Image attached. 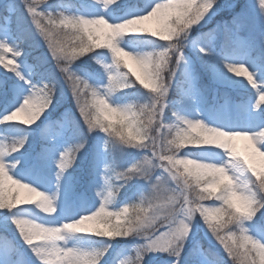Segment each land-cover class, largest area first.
<instances>
[{"label":"clouds","instance_id":"obj_1","mask_svg":"<svg viewBox=\"0 0 264 264\" xmlns=\"http://www.w3.org/2000/svg\"><path fill=\"white\" fill-rule=\"evenodd\" d=\"M23 3L33 11L40 5L52 9L32 15L36 34L46 42L60 72L70 71L78 85L75 98L89 133H104L106 149L141 153L128 167L107 165L108 179L96 191L98 207L49 224L32 218L34 210L23 206L34 205L54 216L58 193L17 178L12 170L21 161L8 159L28 143L26 131L0 139V209L19 210L21 215L12 220L40 264H104L113 242L128 238L143 242L118 252L111 264H145L153 252L178 258L198 218L210 238L227 250L232 264H264V225L258 223L264 217V128L252 131L214 124L180 111L171 99L177 84L185 85L184 50L193 26L201 22L198 13L210 12L216 0L203 4L96 0L102 11L94 13L65 0ZM122 7L125 11L117 13ZM255 7L264 16V0H255ZM24 43L3 38L0 48L9 53L15 48L23 57ZM83 57L100 66L106 82L93 83L72 69L73 62ZM7 63L12 66L16 61ZM225 66L255 90L253 107L264 106V78L258 79L246 62L230 61ZM46 84V93L24 99L0 117V124H35L57 100V81ZM129 89L139 94L116 101L118 93ZM136 180L144 185L135 198L116 207L123 189ZM77 234L101 239L90 247L69 245ZM204 255L205 260L216 256L210 249ZM212 264L223 262L216 258Z\"/></svg>","mask_w":264,"mask_h":264},{"label":"rangeland","instance_id":"obj_2","mask_svg":"<svg viewBox=\"0 0 264 264\" xmlns=\"http://www.w3.org/2000/svg\"><path fill=\"white\" fill-rule=\"evenodd\" d=\"M55 2V0H49V3ZM157 2L163 3L166 0H157ZM203 3L204 0H197V4ZM220 3L224 6L216 12L207 24L203 27L200 24L193 26L190 39L195 40L206 36L217 46L218 50V43L223 37L234 40L233 33H235V36L240 33V36H243L242 38L249 40V44H246V49L233 51L238 55L246 52L244 55L245 61L254 70V74H257L258 79L264 78V68H261L258 62L252 59L253 56L264 54V16H261L255 7V0H220ZM238 5L242 7L244 13L242 14L243 20L236 16H227L229 10ZM76 7L90 13L102 11V9H99L94 4L93 0H81ZM36 10L37 12H42L51 11L52 9H46L44 5H40ZM116 11L117 13H123L125 8L122 7ZM6 16L11 17V20H6ZM221 16L224 17L221 18ZM21 26L25 33H22ZM36 32V25L32 20V14L28 12L27 5L23 3V0H0V39L7 38L9 42L25 41V54L20 58L24 75L34 83L39 84L41 81L35 80L34 72L36 71L37 64L40 63L38 66L49 64L50 67L48 69L51 77L55 78L54 75H58L57 77H59L57 101L54 107L45 113V117L37 122V124L32 125L31 128H26V126L19 124L2 123L0 124V139H4L9 135H15L9 132L11 129L26 131L29 138L28 143L20 152L13 153L12 156L8 157L9 160L19 159L21 161L12 170L13 174L17 178L30 182L42 190L48 188L49 191L47 192L49 193H58L59 208L54 216H48L39 209H36L34 205H27L25 208L33 209V212L37 213V216H32L34 219H38L39 221L47 219L46 223L60 224L67 219L78 216L83 211L94 210L99 206L100 199L96 195V191L103 185V177L106 174L105 165L113 164L115 167L125 168L133 163L141 153L136 149L124 151H121L118 147L106 149L104 146V133L98 131L89 133L79 112L73 80L69 78V74L60 72L51 50L46 47V42H43ZM19 34L21 38L18 36ZM28 49H33L34 52L32 54L26 53ZM184 51L188 61L186 65L187 71L184 76L185 85L184 87H180L178 83L173 89L171 94L173 106L180 110V106L187 104V108L191 109V112L193 110V115H199L209 122L213 120L223 121L222 117L232 116V122L238 123L243 117L245 122L249 123L251 127V129L246 127L232 128L250 129L252 131L264 128V106H261L260 109L253 107L256 98L255 90L248 85L245 78L233 76V80H243L242 84H233L224 82L215 72L216 82L224 87L223 91L239 90L246 92L251 90L252 96L236 99L226 94L223 100H208L211 95L205 94L202 91L199 84L198 66L203 70L210 62L199 54V48L194 44L189 43ZM6 55L9 60H17L19 62L13 53H7ZM228 62L230 61H225V63ZM71 67L78 73L85 75L93 83L106 82V75L100 66L90 58L87 62L81 58L73 62ZM229 75L233 74L229 73ZM29 88L30 85L26 84L24 80L19 79L12 72L11 77L4 85V92L7 93L9 99L4 107L1 108L0 104V117L10 111L19 102L17 99L19 90L22 89L24 94H27ZM218 90L220 89H217L215 93ZM138 94L136 90L132 93V95ZM129 97L131 96L120 92L116 95L115 99L120 102ZM186 97H190L192 103H188ZM22 98L20 96V99ZM2 99L0 98V103ZM166 112L170 116V109H166ZM75 118L79 121L82 128L79 132V140H86L85 147L83 148L85 159L83 161H75L63 176L58 178L57 159L60 152L66 147L71 146L69 134L66 132L72 130L71 120ZM13 125H17V127ZM76 167H80L81 170L85 168V174L82 173L83 170H76ZM116 182L119 183L120 181L117 180ZM81 185L82 187L84 186L83 189L89 191V194H86L83 189L79 190V186ZM143 185V181H132L129 183L123 189L115 206L119 207L128 200L134 199L138 190ZM13 211L19 210L14 209ZM11 216L12 213L0 210V231L3 233L9 232L12 236L0 245V264H8L12 256L17 258L15 259V264H40V261L36 259L28 245L20 239V234L12 223ZM258 223L264 225V217H259ZM203 240H206V242H202ZM142 242L132 238L114 241L104 264H111L118 252L129 250L133 244ZM93 243H95L93 236L86 234H77L68 240L69 245L82 247H90ZM5 245H7L9 250L8 257L3 255ZM61 246H63L62 242ZM208 249L214 252L216 256H209L205 260L204 253ZM216 258H219L223 264H232L227 250L223 248L222 244L210 238L203 227V221L198 218L197 227L194 228L179 258L170 256L166 252H153L146 257L145 264H173L177 259H179V264H198L199 261H204L205 264H212Z\"/></svg>","mask_w":264,"mask_h":264},{"label":"snow or ice","instance_id":"obj_3","mask_svg":"<svg viewBox=\"0 0 264 264\" xmlns=\"http://www.w3.org/2000/svg\"><path fill=\"white\" fill-rule=\"evenodd\" d=\"M209 6H211L210 3H209ZM223 6L224 5H222L220 3V0H216L215 7H212L210 12L201 11L200 13H198V16L202 17L201 22L199 23L200 26L203 27L205 24H207L212 19V17L216 14V12L219 11L220 8ZM228 6H230V5H228ZM27 10L32 15H36V13H37V10L33 11V9L30 7H27ZM5 19L11 20V17L6 16ZM233 38H234V41L236 43L240 44V48H242V49L247 48V45L243 44V42L240 41L239 37L235 36V33H233ZM187 43L188 44L189 43L194 44L196 47L199 48V51L201 53L206 54L207 58L210 60V63H211L213 70L217 73L218 77L220 79H222L224 82H230L233 84H242L243 83V80H233L232 79L233 75H231V76L229 75V72L227 71V67L225 66L226 65L225 61L246 62L244 59V55L246 54V52H242L241 54L238 55L233 51V49L236 46L235 43H232V44L225 43L223 45H220L218 50H217V46L206 36L201 37L200 39H195V40H191L190 37H188ZM0 53H4V54H0V65L3 66L5 71H8L10 69V72H13L19 79L24 80V82L26 84L30 85V88H29L27 94H24L22 89L19 90V94L17 96V99L19 102L12 109H14L15 107H18L21 103H23L24 99L29 98V97H34V96L46 93L48 91V87H47V84L45 81L52 80V79L42 80L39 84H37V83H34L32 80L28 79L24 75V73L22 71V65H21V60H20L21 55H20L19 50L14 48L13 52H11L19 60V62H17V60H15L16 64L12 65V66H9L7 63L9 59L7 58L6 54L9 52H6L3 48H0ZM178 55H180L181 60H183V58H184L183 54H178ZM252 59L256 60L261 68H264V54H259L258 56H253ZM246 63H248V62H246ZM67 74H69V78L72 79L71 72L69 71V72H67ZM57 88H58V85H57ZM77 89H78V85L76 83H74V90H77ZM20 96H22L23 98L20 99ZM56 101L53 103V105L51 107L46 108V110L43 112L42 116L40 117V119L37 122L41 121V119L43 117H45V113L48 112V110L50 108L54 107ZM257 108L260 109L261 106L258 105ZM81 117H82V115H81ZM82 120L84 122L83 117H82ZM37 122L35 124H37ZM71 122L75 123L77 125L79 124V121H76V120H72ZM31 126H26V128H31ZM85 144H86V140H81L80 142H77L75 144H72L71 146L66 147L62 152L59 153V157L57 159V166H58V170H59L57 173L58 178L62 177L63 174L67 171V169L70 168L69 167L70 164L72 166L75 163L76 159L78 158L80 151L85 147ZM104 167L106 169L107 165H105ZM103 179L106 180V179H108V177L106 175H104ZM23 207H25V206H23ZM0 210H4L6 213L9 212L7 209H0ZM18 215H21V213H19L17 211L14 212L12 210L11 219L13 216H18ZM12 223L16 226V224L13 220H12ZM52 224H54V223H52ZM16 229L19 232V229L17 227H16ZM19 234H20V232H19ZM3 255L5 257L9 256V250H8L7 245L4 246ZM177 260H178V264H179V259H177ZM8 264H15V261L9 259Z\"/></svg>","mask_w":264,"mask_h":264},{"label":"trees","instance_id":"obj_4","mask_svg":"<svg viewBox=\"0 0 264 264\" xmlns=\"http://www.w3.org/2000/svg\"><path fill=\"white\" fill-rule=\"evenodd\" d=\"M127 1H128L127 2L128 4H136V3L141 2V0H127ZM79 2H81V0H65V3H67L69 5H74V6H77ZM242 14H244L243 10H242V7L238 5V6L232 7L229 10V13L227 14V16L229 17V15L230 16L232 15V16H236L237 18L243 20ZM223 17L224 16H221V18H223ZM248 27H249V25H248ZM20 29H21L22 33H25L22 26L20 27ZM249 29H250V27H249ZM14 31H15V29H14ZM18 36L20 37L21 35L19 34ZM239 36H240V34L237 35V37H239ZM242 37L240 36V38H239L240 41H242L243 44H249V40H247L246 38H242ZM225 43H229V44L235 43L236 46H235V48L233 50L242 49V48H240V44L236 43L234 40H230V39H227V38L223 39V41H222V43L220 45H223ZM220 45L218 46V49H219ZM33 52H34L33 49H28L26 53L32 54ZM0 54H2V53H0ZM199 54L202 55L203 57H205L206 59H208L205 53H201L199 51ZM89 58L90 57H83V60H85L87 62V61H89ZM209 62H210V60H209ZM39 64H37L36 71L34 72L35 73L34 74L35 80L42 81V80H46V79H55L57 81V84H59V77H57L58 75H54L55 78L50 76L49 69H48L50 67L49 64L48 65L47 64H43L42 66H38ZM198 68H199V75H200L199 84H200L202 90L206 94H210L211 95L209 97V99H211L213 96H215V97H218L219 99L222 100V99L225 98L226 94H228V96H232V97H235L237 99H240L242 97L244 98V97L252 96V91L251 90H248L246 92H242V91H239V90L223 91L222 89H224V87L220 86L216 82L215 74H214L215 71L213 70V68L211 66V63H209L208 66H206L205 69H203V70L199 66H198ZM11 75H12V72H10V69L8 71H5L3 66L0 65V91H1V93H4V85H5L6 81H8V79L11 77ZM217 89H220V90H218L215 93V91ZM123 92L127 96H132V93L135 92V89L124 90ZM73 120L77 121L76 118L73 119ZM13 126L17 127V125H13ZM71 126H72V130H70V131H68L66 133L69 134L71 144H75L77 142H80L78 136H79V132H80V130L82 128H81L80 124L77 125V124L72 123V122H71ZM19 131H20L19 129L18 130L17 129H13V130L11 129L9 132L11 134H17ZM84 159H85V151H84V149H82L80 151L76 161H83ZM76 170H78V171H82L83 170L82 173L86 172L85 168L81 170L80 167H76ZM11 237L12 236H11V234H9V232L3 233V232L0 231V243L5 242L6 240H9V238H11ZM93 239L95 240V242H97L101 238L93 236ZM202 242H206V240H203ZM12 259H14V257H12Z\"/></svg>","mask_w":264,"mask_h":264},{"label":"bare ground","instance_id":"obj_5","mask_svg":"<svg viewBox=\"0 0 264 264\" xmlns=\"http://www.w3.org/2000/svg\"><path fill=\"white\" fill-rule=\"evenodd\" d=\"M93 2H94V4L99 8V6L96 4V0H93ZM100 9V8H99ZM187 99V102L188 103H192V100H191V98L190 97H186ZM180 110L182 111V112H184V113H187V114H189V115H193V110H192V112L190 111L191 109H188L187 108V104L186 105H182V106H180ZM225 115V114H224ZM223 118V121H215V120H213L212 121V123H214V124H220V125H224L225 127H229V128H232V127H241V128H244V127H246V128H250L251 129V127L249 126L250 124L249 123H247V122H245V119L242 117V119H241V121L240 122H238V123H235V121L234 122H232V116L230 117V116H228V117H222ZM240 120V119H239ZM249 129V130H250ZM136 181H138L139 182V180H136ZM44 191H49V189L48 188H46V189H44ZM37 216V213H35V212H33L32 213V216ZM46 221H47V219H45L44 221H40V222H42V223H46Z\"/></svg>","mask_w":264,"mask_h":264}]
</instances>
